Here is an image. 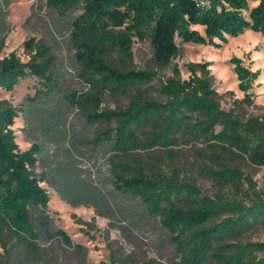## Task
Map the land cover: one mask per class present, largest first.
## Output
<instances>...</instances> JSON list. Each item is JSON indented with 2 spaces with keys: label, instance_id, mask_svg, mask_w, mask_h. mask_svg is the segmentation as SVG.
Here are the masks:
<instances>
[{
  "label": "trees",
  "instance_id": "obj_1",
  "mask_svg": "<svg viewBox=\"0 0 264 264\" xmlns=\"http://www.w3.org/2000/svg\"><path fill=\"white\" fill-rule=\"evenodd\" d=\"M257 1L252 8L249 0L45 1L60 16L81 10L72 18L69 41L80 67L78 76L88 89L63 95L90 124L109 125L98 128L91 140L112 154L114 188L137 199L141 211L119 222L114 205L95 185L101 197L71 201L60 193L63 199L92 204L117 220L120 228L139 227L140 217L155 218L172 245L171 264H264V241L240 240L264 227V191L240 166L246 162L264 167V112L243 116L223 108L211 61L188 62L187 78L174 62L181 50L178 38L182 43L221 47L229 36L246 30L264 35V0ZM6 39L0 32V91H12L33 76L41 85L27 97L28 106L44 105L61 90L54 47L30 37L24 41L29 59L23 60L16 51L2 55ZM136 40L150 42V68L133 66ZM231 63L245 100L253 103L250 90L261 69L253 70L237 56ZM167 68L171 74H161ZM154 80L162 99L145 94ZM106 94L129 95V100L102 108ZM28 106H16L0 94V245L5 262L12 264L26 252L34 255L42 235L74 245L71 236L54 225L49 211L50 193L42 182L55 186L56 180L50 170H37L43 145L34 141L22 150L17 142L13 125ZM187 139L205 145L200 152L210 164L202 173L216 182L214 197L175 167H148L138 153L160 148L171 154Z\"/></svg>",
  "mask_w": 264,
  "mask_h": 264
},
{
  "label": "rangeland",
  "instance_id": "obj_2",
  "mask_svg": "<svg viewBox=\"0 0 264 264\" xmlns=\"http://www.w3.org/2000/svg\"><path fill=\"white\" fill-rule=\"evenodd\" d=\"M0 0V32L6 34V46L2 55L16 51L23 60L29 59L24 41L36 37L54 47L56 65L54 71L60 75L61 90L46 103L28 106V96H34L39 79L29 76L22 79L12 91L1 90L2 98L16 106L27 107L16 118L13 129L22 150L28 149L32 142L43 145V153L37 166L38 171L50 170L53 183L44 181L50 193L49 211L56 227L64 229L72 238L73 246L62 239H48L45 235L38 240V251L34 255L22 254L17 264H171L175 258L167 235L160 229L153 217H140L139 227L120 228L117 220H112L98 212L92 204H73L71 201H90L101 197L97 186L115 207L119 222L124 223L125 215H137L140 205L132 196L119 193L113 186L112 154L106 153L91 139L98 128L108 127L105 122L90 124L84 112L71 107L63 91L71 89L86 90L88 86L78 76L79 65L75 62V50L69 41L72 18L81 10L77 9L67 16H60L46 7V0ZM258 4L249 0L250 8ZM249 14V11H246ZM202 32L203 27L197 26ZM180 54L174 59L181 67L185 78L190 75L188 62L211 61L210 68L215 76V88L220 93L221 106L233 109L243 116L264 112V35L253 30H246L239 36H229L221 47L212 45L182 43ZM237 56L253 70L261 69L250 90L253 103L245 100L246 94L239 88V80L231 63ZM152 48L149 41L136 40L134 44L135 68H150ZM171 74V68L160 71ZM158 83L146 89L147 97L162 99L156 90ZM129 95L113 96L106 94L102 108H115L126 103ZM237 101V102H236ZM29 119L30 124L27 122ZM204 143L191 139L181 141L173 152L155 148L151 151L139 150V155L148 167H175L182 176L197 183L202 191L210 196L217 193L214 180L202 173V168L209 165L201 148ZM241 168L249 175L260 190L264 191V167H256L246 162ZM95 185V186H93ZM102 209V208H101ZM101 211H105L102 209ZM140 216V215H139ZM241 241H264V227L258 226L247 233ZM75 245H81L78 249ZM0 264L5 262V253L0 245Z\"/></svg>",
  "mask_w": 264,
  "mask_h": 264
}]
</instances>
